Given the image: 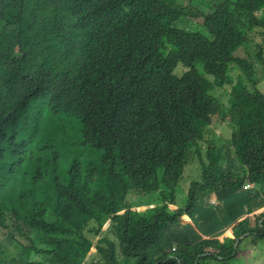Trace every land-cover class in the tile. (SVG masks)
I'll use <instances>...</instances> for the list:
<instances>
[{
	"label": "trees",
	"instance_id": "trees-1",
	"mask_svg": "<svg viewBox=\"0 0 264 264\" xmlns=\"http://www.w3.org/2000/svg\"><path fill=\"white\" fill-rule=\"evenodd\" d=\"M201 4L0 0V264H240L264 239V0Z\"/></svg>",
	"mask_w": 264,
	"mask_h": 264
},
{
	"label": "rangeland",
	"instance_id": "rangeland-1",
	"mask_svg": "<svg viewBox=\"0 0 264 264\" xmlns=\"http://www.w3.org/2000/svg\"><path fill=\"white\" fill-rule=\"evenodd\" d=\"M206 1H209V0H206ZM191 2L195 4L193 6L194 8L198 10H202L203 8L204 11H208V7L203 6L201 4V0H191ZM193 22H200V19H193ZM185 69H186L185 67L179 66V68L177 69V73L180 74ZM231 74L234 79L233 82H235L237 79L238 71L232 70ZM230 89H231V84L226 83L223 88L221 87L215 88L213 90V94L219 97L222 103L227 105L228 100H229ZM217 124L212 126L213 131L211 132L210 136H212L213 140L218 142L219 144H224L226 142V139H228L231 136V128L229 126L225 127L224 124H218V125ZM195 161L192 164H188L185 167L184 173H183V179L180 182L179 196L181 200L183 199L184 201L187 200V196H188L187 194L190 188L189 184L191 183V181H194L195 179L200 178V166L198 163H195ZM217 203H218V200L214 196H211L208 200V204L210 206H215ZM170 206L173 209L177 208L175 205H172V204H170ZM146 207L147 206H141L139 209L145 210ZM184 217L186 221L190 220L186 215ZM109 225H110V222L107 221L104 225V230H107L109 228ZM94 251H95V247L91 248L90 253ZM242 257L243 259H242V262H240V264H264V239L260 240V242L258 243L256 247L254 246L253 248H250L248 252L242 254Z\"/></svg>",
	"mask_w": 264,
	"mask_h": 264
},
{
	"label": "clouds",
	"instance_id": "clouds-1",
	"mask_svg": "<svg viewBox=\"0 0 264 264\" xmlns=\"http://www.w3.org/2000/svg\"><path fill=\"white\" fill-rule=\"evenodd\" d=\"M247 184H251L250 186H247ZM245 187L249 188V187H254V183H252L251 181H247V183L244 184ZM142 206H147V205H142ZM189 218V217H188ZM190 219V218H189ZM190 221V220H189Z\"/></svg>",
	"mask_w": 264,
	"mask_h": 264
},
{
	"label": "water",
	"instance_id": "water-1",
	"mask_svg": "<svg viewBox=\"0 0 264 264\" xmlns=\"http://www.w3.org/2000/svg\"><path fill=\"white\" fill-rule=\"evenodd\" d=\"M140 207H141V206L137 207V209H138V210H143V209H139ZM147 207H150V206H147ZM147 207H146V208H147ZM146 208H145V209H146Z\"/></svg>",
	"mask_w": 264,
	"mask_h": 264
},
{
	"label": "built area",
	"instance_id": "built-area-1",
	"mask_svg": "<svg viewBox=\"0 0 264 264\" xmlns=\"http://www.w3.org/2000/svg\"><path fill=\"white\" fill-rule=\"evenodd\" d=\"M251 184H247V186H250Z\"/></svg>",
	"mask_w": 264,
	"mask_h": 264
}]
</instances>
